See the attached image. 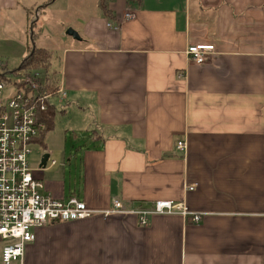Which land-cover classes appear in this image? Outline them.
Wrapping results in <instances>:
<instances>
[{"label":"crops","instance_id":"1","mask_svg":"<svg viewBox=\"0 0 264 264\" xmlns=\"http://www.w3.org/2000/svg\"><path fill=\"white\" fill-rule=\"evenodd\" d=\"M55 1L0 0V32L22 24L11 41L23 48L24 25ZM110 9L112 20L80 18L81 40L68 35L74 43L53 68L90 132L73 147L69 185L48 147L33 168L54 198L76 196L96 214L38 230L24 264H264V0H113ZM190 45L214 52L198 65ZM46 154L57 164L40 169ZM115 201L126 211L184 203L202 218L153 215L142 227L135 213L104 217Z\"/></svg>","mask_w":264,"mask_h":264},{"label":"built area","instance_id":"2","mask_svg":"<svg viewBox=\"0 0 264 264\" xmlns=\"http://www.w3.org/2000/svg\"><path fill=\"white\" fill-rule=\"evenodd\" d=\"M133 17V13L126 14V19ZM213 52L211 45H190L186 55L192 63L203 65ZM7 76L0 74V247L3 264H24L26 247L36 241L38 230L49 223L83 221L96 211L76 196L59 200L43 193L44 184L35 178L29 163V156L47 127L42 116L54 105L53 99L67 97L66 90L59 85L57 97L45 92L46 86L41 83L45 75L37 72L23 73L20 82L14 83ZM5 91L11 92L10 97L3 98ZM177 148L185 151L186 141H178ZM48 163L57 164L50 159ZM189 190L193 191L194 187ZM116 213L139 215L142 227L149 225L153 215H181L194 223L202 218L184 203L170 201H158L151 209L140 211H126L121 202L115 201L113 208L102 215L109 217Z\"/></svg>","mask_w":264,"mask_h":264},{"label":"rangeland","instance_id":"3","mask_svg":"<svg viewBox=\"0 0 264 264\" xmlns=\"http://www.w3.org/2000/svg\"><path fill=\"white\" fill-rule=\"evenodd\" d=\"M98 1L99 0H56L54 5L49 7L44 6L40 9L39 13H37V10L34 9L35 12L29 18L27 25H24L27 26L26 30L28 33L25 32V46L23 48H19L16 44H14V42H12L15 41V39L18 37V34H22V30H20L22 28V24L21 26H18V29L7 28L1 30L0 74H8L6 78L11 80L13 83L20 82V76L23 73L34 74L37 72L41 75L44 74L39 69L30 71L21 70L23 62L30 56L34 47H43L42 49L47 48L45 49L46 51L52 52L54 55L52 59V67L54 69H58L60 66V56L63 52V49L68 45V41L69 43H74L72 42L74 39L70 40V38H68V30H75V27H79L80 18L84 19L90 16L98 15L101 12V7H97ZM45 2L46 1H42L40 5L43 6ZM58 15H61V19L57 17ZM62 22H65L64 24L69 26V29L66 30V26H64ZM31 25L32 27L34 25L32 30ZM58 25L63 26L60 27ZM33 32H35L36 36L32 40ZM50 75L52 74L49 72V76ZM51 80L52 76H50V84H52ZM44 81L45 80H41V83L43 84ZM57 90L54 91V89H52L51 91L47 92V90L44 89L45 92L52 94L55 97L58 96L56 93ZM10 95V91H5L3 93V98H8ZM65 99L66 98L63 100H52L56 106L54 129L47 133L44 143L50 151L57 152L59 155H61V159L57 158L56 156L54 158L58 160L57 162L59 165H61V168L65 170L66 180L69 185L70 176L73 174L74 168H69L67 165L68 160L71 159V154H74L75 150L73 147L80 146L86 142V137L90 132L87 133V131H82L84 128H89L88 123L83 119L78 109L72 103H70L69 100ZM68 102L69 104H67ZM89 124H91V122H89ZM43 148L44 147L42 145H37L33 148V152L29 156V163L32 169L37 167L38 162L43 155ZM66 189L68 191V187ZM43 193H48L50 195V193L46 191L45 187L43 189ZM0 264H3L1 257V247ZM11 264L20 263L12 262Z\"/></svg>","mask_w":264,"mask_h":264},{"label":"trees","instance_id":"4","mask_svg":"<svg viewBox=\"0 0 264 264\" xmlns=\"http://www.w3.org/2000/svg\"><path fill=\"white\" fill-rule=\"evenodd\" d=\"M113 0H100L101 4V11L104 14L105 18L108 20H112L113 18V12L110 9V4ZM126 1H136L140 2V0H126ZM36 36V34L32 35V40ZM53 53L50 51H46L42 48L35 47L34 53L29 59L25 60L22 64L21 70L22 71H30V70H41L45 75V81L44 85H46L47 91H51L54 89L56 91L60 85L59 80V73L53 70L52 67V59H53ZM49 72L52 74V84H50V76ZM56 114V106L50 105L49 109L46 113H44L43 120L46 122V129L42 132L40 139L38 140V144L42 145L44 149H46V145L44 143V139L48 132L52 131L54 129V117ZM37 239V236H36Z\"/></svg>","mask_w":264,"mask_h":264},{"label":"water","instance_id":"5","mask_svg":"<svg viewBox=\"0 0 264 264\" xmlns=\"http://www.w3.org/2000/svg\"><path fill=\"white\" fill-rule=\"evenodd\" d=\"M67 35H69L70 37H73L74 39L81 40L80 36L78 35V33L75 30L69 29ZM34 50H35V47L33 48L29 57H31L33 55ZM29 57L27 59H29ZM49 158H50V156L48 154L44 155L42 163L40 165L41 168H45L47 166V162H48Z\"/></svg>","mask_w":264,"mask_h":264}]
</instances>
